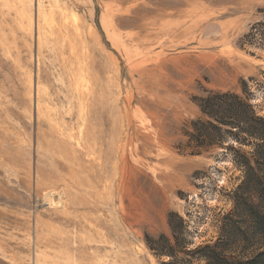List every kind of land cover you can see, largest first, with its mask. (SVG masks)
Masks as SVG:
<instances>
[{"label": "rangeland", "instance_id": "374dc122", "mask_svg": "<svg viewBox=\"0 0 264 264\" xmlns=\"http://www.w3.org/2000/svg\"><path fill=\"white\" fill-rule=\"evenodd\" d=\"M210 93L264 118V0H0V264L264 252V162L189 146Z\"/></svg>", "mask_w": 264, "mask_h": 264}, {"label": "trees", "instance_id": "16d2710c", "mask_svg": "<svg viewBox=\"0 0 264 264\" xmlns=\"http://www.w3.org/2000/svg\"><path fill=\"white\" fill-rule=\"evenodd\" d=\"M198 106L202 118L193 123V133L190 135L189 141V146L191 147L192 144L193 148L198 150L193 154L201 155L203 152H209L212 149H225V145L229 142L237 143L240 148L253 147L254 152L250 154L256 158L255 161L251 162V159L243 155L241 157L244 161L239 162V166L247 169L249 176L254 177V173L260 171L259 163L264 162V118L257 115L250 98L234 93H210L205 99L201 100ZM228 148L230 147L228 146ZM230 150H233L237 155H241V150L233 148H230ZM255 177L254 188L260 195L261 200L264 201V185H261V182L257 184L259 177ZM174 216L179 219L183 229V219L178 215ZM169 220L172 237L175 238L171 216ZM255 226L256 232L264 233V213L259 212L255 215ZM162 240L168 243V250L162 251L157 248V245L154 247L147 243L148 247L152 251H157L158 254H165L173 259L170 239L163 237ZM214 247L206 245L197 248L196 251L205 254L202 257L207 264H264V252L256 254L253 259L248 261H236L215 253ZM207 252H211V255H208Z\"/></svg>", "mask_w": 264, "mask_h": 264}]
</instances>
